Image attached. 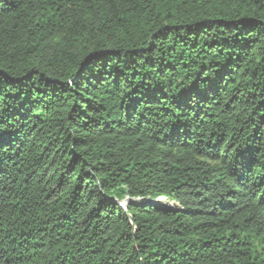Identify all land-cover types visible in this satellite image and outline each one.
Instances as JSON below:
<instances>
[{
	"label": "trees",
	"instance_id": "trees-1",
	"mask_svg": "<svg viewBox=\"0 0 264 264\" xmlns=\"http://www.w3.org/2000/svg\"><path fill=\"white\" fill-rule=\"evenodd\" d=\"M0 264H264V0H0Z\"/></svg>",
	"mask_w": 264,
	"mask_h": 264
},
{
	"label": "water",
	"instance_id": "water-1",
	"mask_svg": "<svg viewBox=\"0 0 264 264\" xmlns=\"http://www.w3.org/2000/svg\"><path fill=\"white\" fill-rule=\"evenodd\" d=\"M162 199H166L169 202H175L173 200H169L168 198L161 196L159 198L156 199H151V198H144V197H140V198H133V197H129L127 196L125 199L119 201V205L122 209H126L127 205L129 204H146V203H150V204H155V205H160V206H165V207H169V208H174L177 210H182V207L177 203V205H173V206H167L161 203ZM127 217L133 227V229H135V223L132 220V215L131 214H127Z\"/></svg>",
	"mask_w": 264,
	"mask_h": 264
},
{
	"label": "bare ground",
	"instance_id": "bare-ground-1",
	"mask_svg": "<svg viewBox=\"0 0 264 264\" xmlns=\"http://www.w3.org/2000/svg\"><path fill=\"white\" fill-rule=\"evenodd\" d=\"M161 203L162 204H164V205H167V206H175V205H177V203L176 202H169L168 200H166V199H162L161 200Z\"/></svg>",
	"mask_w": 264,
	"mask_h": 264
}]
</instances>
